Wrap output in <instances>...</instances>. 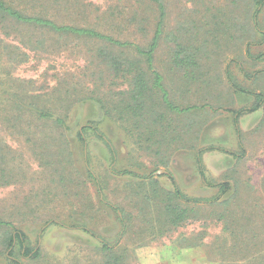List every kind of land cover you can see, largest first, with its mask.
Returning a JSON list of instances; mask_svg holds the SVG:
<instances>
[{
  "label": "rangeland",
  "instance_id": "374dc122",
  "mask_svg": "<svg viewBox=\"0 0 264 264\" xmlns=\"http://www.w3.org/2000/svg\"><path fill=\"white\" fill-rule=\"evenodd\" d=\"M66 1L67 10L51 13L63 23L92 26L143 47L153 38V2ZM163 1L166 18L155 66L175 104L204 105L167 114L172 129L167 142L180 146L168 165L155 155L158 145L149 151L134 143H147L137 129H125H133L134 119L106 114L131 79L113 58L138 57L135 49L0 22V144L15 167L9 183L0 185V219L14 225L0 228V264H12L6 241L15 229L25 233L28 249H42L38 259L23 256L16 240L13 257L22 264H221L223 257L244 264L261 253L236 243L254 229L263 235L264 101L248 109L259 102L257 94L264 95V5L253 31L246 29L248 0H240L231 14L230 0ZM176 39L200 49L201 67L190 82L173 61ZM13 102L26 110L69 108L64 133L71 152H58L53 124L30 111L16 128L10 122ZM158 170L170 172L188 197L207 200L179 203L195 212L178 227L164 220L162 189L172 193L174 185L166 173L155 174ZM222 182L230 184L225 194ZM104 241L114 249H104Z\"/></svg>",
  "mask_w": 264,
  "mask_h": 264
},
{
  "label": "trees",
  "instance_id": "16d2710c",
  "mask_svg": "<svg viewBox=\"0 0 264 264\" xmlns=\"http://www.w3.org/2000/svg\"><path fill=\"white\" fill-rule=\"evenodd\" d=\"M148 1L153 2L156 5L157 21L155 24L153 38L146 47H143L132 40H122L120 38H116L92 26L63 23L57 20L51 13L59 12L62 9L67 10L68 4L70 2L66 0H0V22L7 21L8 23L10 22L17 26L45 29L51 32L59 33L60 35L90 37L98 39L100 41L108 42L111 45L120 46L121 48L135 49L138 57H135L133 59L123 56L113 58V60H115L116 69L122 71L125 77L131 76V79L129 80L130 85L128 86V88L120 92L121 97L118 99L115 105H113L112 108L105 107L106 114H116L112 116H119L118 119L122 120L124 119L133 121L134 119L135 122L133 121V129L129 127L125 129H127V131L130 133H132L134 129H137L138 131H140V136L147 137V143L144 145L142 142L134 143L137 145L139 144L140 148L149 151H153V146L158 145L154 153L158 158L162 157V159H160V163L162 165H168L172 150H175L180 146H173L171 141L167 142L170 137V132L172 131L171 121L166 124L167 114L169 112L185 114L193 110L200 109L204 105L199 106L198 104H192L181 107L173 102L171 94L169 93V90L165 85L163 74L156 68L154 62V55L157 47L160 44V38L164 30L166 6L163 0ZM239 1L240 0H230L231 6L227 7V12L231 14L237 11V9L239 8ZM262 5H264V0H248V2L246 1L244 12L247 13V30L254 31V29H256L257 15L261 10L260 7ZM128 6L129 5L125 2L124 7ZM254 8L255 10L252 12ZM207 19H209V22H212V18L210 19L207 17ZM229 20H231V17L229 18ZM216 24L217 22H212V25ZM175 42L176 47L174 49L173 55L174 64L178 68L184 69L183 79L186 82H190L196 78L195 68L201 67V65H199L197 62V58L199 59L198 52L200 51V49L198 47H194L193 45L190 46L188 44L181 43L178 41V39H176ZM257 96L259 98V102L257 103V105L248 110L251 111L258 109V106L261 103L260 101H264V95L262 93L257 94ZM19 104L20 103L18 102H13V108L10 111V122L12 120L16 128L20 127V123L23 120V114L29 113L28 111H30L31 115L33 114L34 116H36L39 121L53 124L54 128L56 129L55 139L57 140V147L59 149L58 152L62 151L63 153V151H69V148L65 146V138H67V136L64 133V129L67 128L66 118L68 117L70 112L69 108H66L64 111H62V113H54L52 111H45L44 109L37 107H35L34 110H26ZM243 110L245 109L236 111V114L240 115V111L242 112ZM236 121L238 122V117L236 118ZM237 122L236 130L238 134H241L240 128L237 127ZM87 126L89 127V125ZM79 138L84 139L81 131L79 132ZM163 143L167 144L165 151H161L160 148L162 145H164ZM240 146L243 149L244 154L245 149L242 144H240ZM226 152L233 154L234 156L243 157V154L239 155L236 152L228 150H226ZM9 154L10 153L5 152L4 148L0 144V185L9 183V180L7 178H11V176L13 175L8 174L15 171V167L11 165L12 160L9 159ZM198 163L199 170L204 176L203 164L201 159H199ZM88 173L93 180H97L95 173L91 169H88ZM124 173L133 175L137 174L133 171H124ZM166 175L174 185V192L171 193L170 191L162 189L165 196V199H162V202L164 203V220L167 222V224L178 227L188 218H190L195 212L194 207H182V205H180L179 203H201L207 200L188 197L179 189L174 176L170 172L166 173ZM141 177L145 178V180L151 179V177L149 176ZM61 179L64 181V178L62 176ZM61 179H57V182L60 184L63 183ZM219 186L221 187V194H225L226 191L230 189V184L228 182L219 183ZM75 194H77V192ZM157 194L159 195V192ZM220 197L221 195H218L217 197L212 199V201L219 200ZM77 211L81 214H85L86 212L85 209H77ZM221 217H224V215H222ZM4 226L14 227V225L10 221H6L1 218L0 228ZM84 230L89 231L86 227H84ZM250 233L252 234L244 239L239 240L236 245L241 242L243 245H245L246 247H250L253 250L259 248L258 252L261 253L259 255H252L251 257H248L246 259L247 263L244 264H264V224L261 233L263 234L262 236H260L255 231V229L253 231H250ZM25 238V233L19 229H15L14 233L9 234L6 245L9 249L10 256H12V264H22L19 259L13 257L14 242L16 240H18L20 243V249L23 256L30 257L32 259H38L42 256L41 248L28 249L26 247ZM103 248L108 251L114 249V247H112L105 241L103 242ZM111 263L113 264L114 261H112ZM221 264H239V262L232 263L231 261H227L225 257H223Z\"/></svg>",
  "mask_w": 264,
  "mask_h": 264
},
{
  "label": "water",
  "instance_id": "95a60500",
  "mask_svg": "<svg viewBox=\"0 0 264 264\" xmlns=\"http://www.w3.org/2000/svg\"><path fill=\"white\" fill-rule=\"evenodd\" d=\"M160 173H168V171H166V170H158V171H156L155 174H160Z\"/></svg>",
  "mask_w": 264,
  "mask_h": 264
}]
</instances>
